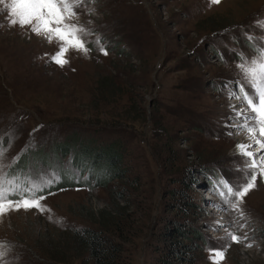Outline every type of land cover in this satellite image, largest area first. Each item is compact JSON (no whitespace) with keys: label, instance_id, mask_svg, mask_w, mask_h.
Instances as JSON below:
<instances>
[{"label":"rangeland","instance_id":"rangeland-1","mask_svg":"<svg viewBox=\"0 0 264 264\" xmlns=\"http://www.w3.org/2000/svg\"><path fill=\"white\" fill-rule=\"evenodd\" d=\"M10 4L0 0V163L22 176L69 170L74 183L82 171L86 181L45 194L50 212L0 219V264H91L70 240L85 227L121 244L123 264L181 254L212 264L210 249L224 250L219 264H264V181L244 197L243 216L218 183L243 181L238 144L256 151L225 85L240 77L241 54L254 55L247 37H264V0H85L72 22L90 31V51H69L64 67L50 60L56 42L11 24ZM70 138L117 148L121 174L88 180L74 152L56 154ZM171 242L184 251L173 257Z\"/></svg>","mask_w":264,"mask_h":264},{"label":"snow or ice","instance_id":"snow-or-ice-1","mask_svg":"<svg viewBox=\"0 0 264 264\" xmlns=\"http://www.w3.org/2000/svg\"><path fill=\"white\" fill-rule=\"evenodd\" d=\"M84 2L85 0H11V16L14 17L11 19V24L19 25L21 28L27 27L33 35L43 37L49 44L56 42L58 51L50 57V60L64 67L69 63L66 58L69 51L75 50L84 54L90 51L84 39L91 34L90 31L72 22V18L78 15L75 9ZM219 3L221 0H210L212 5ZM261 27L264 28V24ZM247 39L254 49V55L248 58L241 54V60L237 64L240 77L235 82L230 81L225 87L230 88V98L241 102L239 109L235 106L232 108L236 118L243 120L238 127L246 131L254 142L256 151L249 150L253 144H238V154L245 158L243 168L239 169L243 174V181L235 186L226 180L218 182L226 190L228 198H235L234 201L226 200V202H229L234 210L239 211L241 216L243 212L240 205L244 197L256 187L258 179L264 181V37H261L259 43L252 36H248ZM96 43L100 45L99 38ZM100 52L104 55L108 54L102 45ZM233 83L234 89L231 87ZM26 150L27 148L24 149ZM6 151L3 140L0 139V158ZM19 158L18 155L12 163L15 164ZM5 167L10 165L5 166L0 163V219L21 210L26 212L35 210L41 214L51 211L43 204L47 198L43 193L54 183L59 182V177L55 173L35 177L9 175L4 171ZM219 194L222 197L225 196V192H219ZM229 239L232 243H240L246 237L241 238L234 233H229ZM247 246L251 247V244ZM4 247L5 245L0 243V248ZM210 253L212 264H219V261L224 258L222 249H210Z\"/></svg>","mask_w":264,"mask_h":264},{"label":"trees","instance_id":"trees-1","mask_svg":"<svg viewBox=\"0 0 264 264\" xmlns=\"http://www.w3.org/2000/svg\"><path fill=\"white\" fill-rule=\"evenodd\" d=\"M69 142H72V144H67L64 142L56 144L54 146V148H56L58 151L56 152V154L62 153L64 151L69 152V150L74 152L71 165L76 167L80 165L81 168H83V171L86 174L87 178L88 176L92 175L93 171H95L96 173H101L100 178L97 180L98 184H100V182L102 183L104 180L106 181V179L115 178L121 174L120 165L122 156L117 152V148L115 149L112 147L104 146L95 147L85 143H76V141L72 138L69 139ZM36 156H38L39 158H43L44 153L41 150H38ZM24 160L25 158H23V161ZM25 164L26 163L24 162L23 165ZM85 169H88V171H85ZM11 170L9 175L18 174L13 173V171ZM22 170L24 169L22 168ZM59 171L60 181L52 185L49 189H46L43 193L44 195L56 192L68 186H78V184H83L84 181H86L85 179L83 181H80L82 171L78 173L79 179L78 177L75 179L77 183H74L72 181L74 175L71 171L61 168ZM89 171L91 173H89ZM88 180L90 179L88 178ZM102 231L104 230H98L89 227H85L82 229H72L70 231V240L72 247L76 251H85L92 260L91 264H123L121 261V255L119 254L120 252H122L121 244L109 239L106 235L102 234ZM183 247H185V245L181 244L180 242H171L170 244H168L167 250L169 251V253L173 254V257H175L176 254H178L177 252L181 253V251H184ZM184 256H182L181 254L178 259L167 256L164 258L163 264H190L181 262L180 259L183 260Z\"/></svg>","mask_w":264,"mask_h":264},{"label":"bare ground","instance_id":"bare-ground-1","mask_svg":"<svg viewBox=\"0 0 264 264\" xmlns=\"http://www.w3.org/2000/svg\"><path fill=\"white\" fill-rule=\"evenodd\" d=\"M245 143V142H244Z\"/></svg>","mask_w":264,"mask_h":264}]
</instances>
